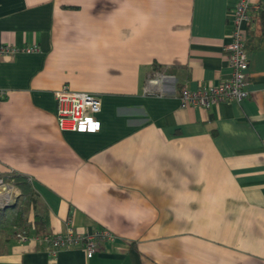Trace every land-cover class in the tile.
I'll return each instance as SVG.
<instances>
[{
  "label": "crops",
  "instance_id": "obj_1",
  "mask_svg": "<svg viewBox=\"0 0 264 264\" xmlns=\"http://www.w3.org/2000/svg\"><path fill=\"white\" fill-rule=\"evenodd\" d=\"M238 1L0 0V43L38 46L0 57V176L32 191L29 236L5 229L0 264H264V0L246 25L248 96L179 102L230 76ZM63 85L100 98L96 127L58 128ZM34 213L49 235L111 237L52 257Z\"/></svg>",
  "mask_w": 264,
  "mask_h": 264
},
{
  "label": "built area",
  "instance_id": "obj_2",
  "mask_svg": "<svg viewBox=\"0 0 264 264\" xmlns=\"http://www.w3.org/2000/svg\"><path fill=\"white\" fill-rule=\"evenodd\" d=\"M261 8L259 3L253 0H239L232 12V39L226 46L227 63L231 70L230 76L222 82L209 87H199L191 90L183 87L180 92L179 102L182 108L199 106L209 109L219 102L241 101L248 96L247 70L249 60L246 53L245 41L247 38L246 25L253 19L251 10L258 11ZM38 51L36 44L18 48L12 45L0 43V57L15 55L19 52L33 53ZM161 73L148 77L145 81L144 91L154 93L160 80ZM56 101V120L60 130L79 131L91 129L97 126V114L101 109L99 97L83 91L71 90L67 85L61 86L54 92ZM12 174V172H10ZM21 198V191L18 185L0 176V210L12 207ZM16 237L26 240V236L18 233ZM111 237L106 230L96 231L90 234L75 233L69 229L65 233L44 235L36 237L51 244L50 256L54 257L59 249L68 247H82L87 257H91L98 250L97 238Z\"/></svg>",
  "mask_w": 264,
  "mask_h": 264
},
{
  "label": "trees",
  "instance_id": "obj_3",
  "mask_svg": "<svg viewBox=\"0 0 264 264\" xmlns=\"http://www.w3.org/2000/svg\"><path fill=\"white\" fill-rule=\"evenodd\" d=\"M9 180L21 188V200L11 207L8 214L0 210V225L4 229H13L12 234L15 236L20 233L27 237L29 236V223L27 221L28 202L32 196V191L29 182L23 176L13 174ZM31 225L36 236L49 235L48 216L46 213H34Z\"/></svg>",
  "mask_w": 264,
  "mask_h": 264
},
{
  "label": "rangeland",
  "instance_id": "obj_4",
  "mask_svg": "<svg viewBox=\"0 0 264 264\" xmlns=\"http://www.w3.org/2000/svg\"><path fill=\"white\" fill-rule=\"evenodd\" d=\"M10 211V208H8V210H7V212H9ZM6 224H7V222H6ZM5 224V225H6ZM13 227V226H12ZM7 231H9V233H13L12 231H13V229H11V228H9V229H7ZM4 232H5V229L4 228H2L1 227V225H0V238H2L3 237V235H4ZM1 246V245H0Z\"/></svg>",
  "mask_w": 264,
  "mask_h": 264
}]
</instances>
